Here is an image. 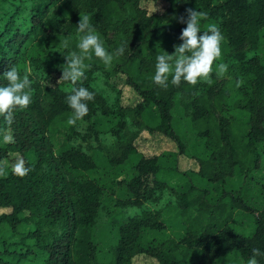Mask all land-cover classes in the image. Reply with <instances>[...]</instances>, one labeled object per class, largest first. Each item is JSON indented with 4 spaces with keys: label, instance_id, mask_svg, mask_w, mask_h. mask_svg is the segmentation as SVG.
<instances>
[{
    "label": "trees",
    "instance_id": "trees-1",
    "mask_svg": "<svg viewBox=\"0 0 264 264\" xmlns=\"http://www.w3.org/2000/svg\"><path fill=\"white\" fill-rule=\"evenodd\" d=\"M84 1L90 22L102 40L107 39L108 30L119 25H124L123 33L134 18L133 11L121 13L112 0ZM73 4L69 0H0V86L7 85L3 73L10 66H15L21 75L30 73L32 81L31 103L27 109H17L10 128L15 143L5 144L0 136V160L10 164L16 157H23L32 169L23 178L12 174L10 168L6 178L0 177V207L11 208L10 212L0 213V264H99L91 231L104 207L100 199L103 188L88 176L97 169V163L73 139H97L96 125L108 114L117 117L111 131L120 137L119 131L127 125V111L116 99L111 106L108 97L93 85L97 70L107 74L113 70L112 64L105 66L94 54L90 60L85 59V79L76 85L70 81L53 85L43 81L51 70L61 75L65 57L72 51L79 52L80 17ZM196 4V10L207 13V19H201V31L207 30L208 24L217 25L227 46L235 49L238 64L247 66L245 72L234 69L231 79L238 94L233 104L246 111L243 122L233 123L235 131L223 118L216 120L210 110V90L201 81L186 88L185 114L192 129L210 147L229 150L232 162L247 173L257 167L256 145L264 139V64L256 53L260 29L264 27V0H196ZM178 17L181 16L156 12L143 16L141 38L131 42L128 55L121 59V68L127 74L126 82L141 97L133 107L134 114L140 115L153 104L157 122L149 129L170 137L177 151L183 152L185 145L172 123L174 88L171 83L166 89L157 86L152 79L154 71L147 68L149 64L156 66L158 55L174 53V46L183 42L180 35L187 25ZM146 39L151 40L148 46L142 43ZM40 40L38 47L34 46L36 42L29 46L31 41ZM105 40V48L112 52ZM249 51L255 54L249 56ZM238 82H242L240 86ZM80 86L94 93V99L87 102L89 112L76 125H67L62 131L64 140L54 150L48 133L54 124L71 117L66 97L73 87ZM223 94L224 91L220 96ZM255 94L263 102L259 122L249 116ZM79 122L84 123L82 130ZM3 127L6 125L0 117V128ZM135 151L131 143L127 144L119 161ZM159 158L160 155L140 157L135 164L136 173L120 181L126 196L117 202L141 210L126 215L125 221L119 223L117 239L110 246V264H131L138 254L154 257L158 264H212L207 260L208 254L219 257L237 253L247 261L252 248L264 251V212L255 218L250 232L234 231L230 224L234 208H252L222 183L211 194L207 188H200L196 194L180 195L177 203L187 229L181 237L145 240L143 229L164 228L158 208H142L146 200L154 199V193H161L166 186L164 180L155 176L164 170ZM171 169L185 173L176 165ZM147 173L153 174L152 184L144 179ZM211 179L221 181L218 173ZM261 187L264 191V180ZM257 259L264 264V257Z\"/></svg>",
    "mask_w": 264,
    "mask_h": 264
},
{
    "label": "rangeland",
    "instance_id": "rangeland-1",
    "mask_svg": "<svg viewBox=\"0 0 264 264\" xmlns=\"http://www.w3.org/2000/svg\"><path fill=\"white\" fill-rule=\"evenodd\" d=\"M112 1L123 14L133 11L134 18L126 26L123 33L121 32L124 25L108 30L107 39L103 38V40L112 52L114 53L121 45L125 46V51L123 55L114 58L112 62L113 70L109 74L97 70L92 83L108 97V103L111 106L116 99L126 109L127 125L119 131L121 134L119 137L111 131V127L115 126L117 117L114 114L104 115L102 123L96 125L98 130L97 139H82L81 137L73 139L74 143L80 144L97 163V169L88 176L97 180L103 188L100 199L104 207L101 209V213L98 215L91 231L92 239L97 246L98 263H111L110 246L117 239L119 223L125 221L126 215L141 210V207L135 205H120L117 200L126 196L125 189L120 181H125L136 173L135 164L143 156L160 155L159 162L164 170L156 172L155 176L164 180L166 185L161 193H154V199L146 200L144 206H142V208L149 209L158 208L160 210L159 216L164 222V228L162 229H143L142 236L145 240L151 237L160 239H177L181 237L187 229L186 224L181 219V207L177 203L180 195L196 194L200 188H207L211 194L215 192L214 188L219 183H222L223 187L230 190L234 195H239L252 208V210H245L235 207L230 218V224L234 231L250 232L254 227L255 218L264 212V191L261 187L264 180V139L256 145V149L259 151L257 167L247 173L241 171L239 166L232 162L233 157H231L229 150L210 147L205 138L199 136L190 126L183 107V100L186 99L185 92L189 83L182 80L178 87L170 84L175 91L172 105V123L185 145L184 151L178 152L176 143L170 137L161 131L149 129L157 122V111L153 104H149L140 115L134 114L133 107L141 100V97L126 82L127 74L121 68V59L128 55L131 42L134 40L139 41L141 38L143 16L156 12L167 16L175 14L187 18L186 9L196 10V0H187V2L185 0ZM69 2H75L73 10L79 17L80 15H87L91 21L84 0H69ZM150 42V39L142 41L144 46H148ZM32 43L31 41L29 46L35 44L34 46L38 47L42 40ZM145 51H147L146 48ZM234 52L235 49L228 47L223 40L221 57L213 63L214 69L211 73L213 83H206L208 85L206 87L210 90L208 99L213 117L216 120L223 118L233 131L236 130L233 123L243 122V115H245L244 111L246 110L241 111L233 104V100L238 94H236L231 84V79L234 77V69L241 72L247 71L246 64H238L237 58H234ZM251 52L249 51V56L255 54V52ZM256 53L258 59L264 64V27L260 29L259 45ZM219 63H225L228 66L227 73L222 78L216 75ZM149 65L147 68L152 69L155 73V66L153 64ZM61 76L62 74L60 75L51 70L50 73L46 74L43 81L53 85L60 83ZM169 83H171V77ZM222 91H224V94L220 96ZM253 104L254 108L250 109L249 116L252 121L259 122V114L263 104L262 97L255 94ZM67 121L57 122L53 126L54 129L48 133L54 150L64 140L62 131L69 125ZM78 127L82 130L84 123L79 122ZM129 143L135 147L136 151L129 153L126 158L119 161L121 152ZM109 158H111L110 161ZM174 165H176L177 170L180 172L185 171V173L181 174L172 170L171 166ZM216 173H218L222 182L211 179L214 178ZM152 175L151 173L144 175V179L149 184ZM10 211V207H0V213ZM207 260L212 264H247V261L239 257L237 253L225 254L219 257H212L211 254H208ZM131 264H158V262L154 257L147 254H138L133 258Z\"/></svg>",
    "mask_w": 264,
    "mask_h": 264
},
{
    "label": "clouds",
    "instance_id": "clouds-1",
    "mask_svg": "<svg viewBox=\"0 0 264 264\" xmlns=\"http://www.w3.org/2000/svg\"><path fill=\"white\" fill-rule=\"evenodd\" d=\"M186 13V19L183 16L178 17L181 23L187 25L180 35V40L183 42L174 46V53L161 54L156 58V70L152 79L161 88L168 87L170 77L171 84L177 87L182 80L192 86H196L201 81L208 84L213 83L212 66L221 57V44L224 37L215 24H208L207 30L201 31V19H207V13L192 8L186 9ZM77 34L79 52L72 51L65 57L66 63L62 66L60 78V81H70L73 85L85 79V69L88 67L85 59L90 60L94 54L105 66H110L114 58L123 55L125 51V46L121 45L114 53L109 52L87 15H80ZM65 46H67L66 42ZM227 69L228 66L225 63H219L216 75L224 77ZM29 75L28 72L21 75L15 66H10L9 70L3 73L7 85L0 86V117L3 118L6 127L0 128V136L5 144L15 143V137L11 134L10 128L15 121L17 109H27L31 103L32 81ZM241 83L238 82L237 86ZM93 99L94 93L87 88L73 87L66 97V103L72 109V115L67 123L76 125L77 121H82L89 112L87 102ZM26 164L25 159L19 156L10 164L7 160H0V177L6 178L10 168L12 174L23 178L32 170ZM251 252L252 255L247 260V264H259L257 257H264V251L252 248Z\"/></svg>",
    "mask_w": 264,
    "mask_h": 264
}]
</instances>
